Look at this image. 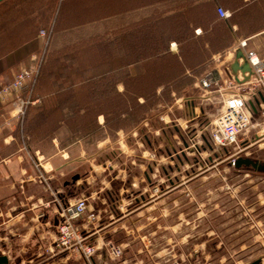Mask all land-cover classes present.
<instances>
[{
    "label": "rangeland",
    "instance_id": "obj_1",
    "mask_svg": "<svg viewBox=\"0 0 264 264\" xmlns=\"http://www.w3.org/2000/svg\"><path fill=\"white\" fill-rule=\"evenodd\" d=\"M40 30L45 29L38 34ZM47 32L50 38L51 29ZM170 47L177 51L174 41ZM202 58V66L189 59L187 64L196 70L180 77L174 87L158 86L154 99L139 105L130 101L131 113L123 121L106 124L104 116L97 115L94 123L95 117L83 115L76 123L62 125L73 133L64 140L76 139L85 149L107 140L111 148L103 157L127 171L117 183L136 184L118 193L117 201L126 200L127 208L133 209L138 197V215L127 216V230L117 229L104 240L130 246L116 258L103 246L106 264H122L124 259L126 264H264V240L258 234L264 230V173L231 163L238 156L264 160V149L245 145L253 135L250 128L239 135L237 144L216 146L210 131L221 104L196 99L192 115L189 103L179 99L192 82L220 66L213 57ZM125 80L117 81L119 92L129 85ZM195 93L205 94L200 88ZM120 144L125 152L120 153ZM91 259L86 262L92 264Z\"/></svg>",
    "mask_w": 264,
    "mask_h": 264
},
{
    "label": "trees",
    "instance_id": "obj_2",
    "mask_svg": "<svg viewBox=\"0 0 264 264\" xmlns=\"http://www.w3.org/2000/svg\"><path fill=\"white\" fill-rule=\"evenodd\" d=\"M180 5L181 0L0 2V65L29 63L43 49L38 30L51 29L33 87L39 104L27 110L33 125L49 133L83 115L95 117L94 123L97 115L106 124L123 121L130 101L152 100L158 86L174 87L202 66V57H211L226 38L213 33L212 14ZM189 59L197 66L187 64ZM131 68L138 72L132 75ZM122 79L129 85L119 92Z\"/></svg>",
    "mask_w": 264,
    "mask_h": 264
},
{
    "label": "crops",
    "instance_id": "obj_3",
    "mask_svg": "<svg viewBox=\"0 0 264 264\" xmlns=\"http://www.w3.org/2000/svg\"><path fill=\"white\" fill-rule=\"evenodd\" d=\"M180 6L202 8L212 14L216 21L213 33L219 40H223L224 34L225 44L218 45L211 54V57H221L218 69L223 65V73L219 80L227 77L242 79L240 71L233 74L230 70L239 50L244 56L248 50L254 51L264 63V0H181ZM218 8L227 11L228 16L220 18ZM202 29L197 26L195 32L201 33ZM242 40L246 41L245 47L239 44ZM27 62L21 60L0 65V85L10 82L19 69L30 64ZM206 74L217 79L214 68ZM199 88L202 89L199 80L192 82L186 94L179 98L189 103L192 115L195 114L196 99L210 102L214 99L221 104L226 96L214 89L203 90L205 94L197 95L195 92ZM23 96L26 97L25 93ZM31 100L30 107L39 104L38 98L31 96ZM248 105L253 135L245 145L256 146L255 150L264 149V119L261 116L264 90L251 95ZM13 114L11 99L0 101V257L5 259L0 264H88L84 259L80 261L78 255L45 251L52 247L56 237L59 207L80 197L86 198L87 208L77 222L86 241L97 246V254L91 262L106 264L104 260L108 255L103 248L104 240L117 229L127 230V216L138 215V197L133 209L127 208L126 200L117 201L118 193L136 185L117 183L118 178L123 180L120 176L127 174L125 166L121 168L116 161L103 157V152L111 148L105 139L85 149L76 139L64 140L63 136H73V133L62 125L47 133L33 125L31 113L26 112L21 120ZM175 131L180 135L177 129ZM257 139L261 142L256 143ZM125 149L126 146L120 144V153ZM128 246L129 243H122L123 253ZM126 262V259L122 260V264Z\"/></svg>",
    "mask_w": 264,
    "mask_h": 264
},
{
    "label": "built area",
    "instance_id": "obj_4",
    "mask_svg": "<svg viewBox=\"0 0 264 264\" xmlns=\"http://www.w3.org/2000/svg\"><path fill=\"white\" fill-rule=\"evenodd\" d=\"M217 13L220 17L228 16L227 11L222 8H218ZM38 36L44 41L42 52L39 55H31L28 66L19 69L10 82L0 85V101L10 98L14 112L13 116L20 120L23 119L27 107L33 102L31 93L49 40V33L46 30H40ZM239 44L241 47H245L246 41L242 40ZM245 57L252 71L246 81L240 82L232 77H227L221 78L220 82L219 77L223 73V65L221 69H215L217 79H212L209 74L199 79V85L203 90L214 89L226 94L222 99L221 107L210 131L211 141L219 147L237 144L239 135L250 128L252 115L248 100L257 90H264V63L252 50H248ZM213 59L221 61L219 55L213 56ZM23 93H25L26 97L23 96ZM261 116L264 119V107L262 108ZM234 161L235 158H233L231 163L234 164ZM86 208L87 201L84 197L59 207L58 215L60 221L56 228V237L52 247L45 249L47 253L67 252L80 255L86 261H89L95 255L97 252L96 244L86 241L84 232L77 222L84 214ZM91 219H94V216H91ZM258 234L264 240V230H259ZM103 246L110 257L116 258L122 254L123 247L120 245L108 241Z\"/></svg>",
    "mask_w": 264,
    "mask_h": 264
},
{
    "label": "water",
    "instance_id": "obj_5",
    "mask_svg": "<svg viewBox=\"0 0 264 264\" xmlns=\"http://www.w3.org/2000/svg\"><path fill=\"white\" fill-rule=\"evenodd\" d=\"M3 0H0L2 2ZM241 59V62L239 60ZM230 70L233 74H236L237 71H240L242 74V79L238 80L240 82L246 81L249 79L252 71L250 68L249 63L246 60V57L244 56L243 52L239 50L235 54V58L230 64ZM235 168L245 167L248 169H251L256 172L264 173V160L260 159H253L250 157H241L238 156L234 161ZM4 257H0V263L4 262ZM250 264H257V262H253Z\"/></svg>",
    "mask_w": 264,
    "mask_h": 264
}]
</instances>
